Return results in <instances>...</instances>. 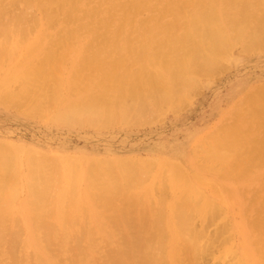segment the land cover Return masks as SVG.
Returning <instances> with one entry per match:
<instances>
[{"label": "rangeland", "instance_id": "obj_1", "mask_svg": "<svg viewBox=\"0 0 264 264\" xmlns=\"http://www.w3.org/2000/svg\"><path fill=\"white\" fill-rule=\"evenodd\" d=\"M193 1L0 0V26L6 28L3 30L5 37L1 35L3 27L0 30V51L4 49L0 54L3 55L0 56V181L8 185L5 204L2 203L4 207H0V264H131L139 249L141 254L142 249L144 252V248H140L145 236L142 230L153 233L157 227L166 232L157 231L156 234L162 238L159 246H164L158 249L163 258L161 261L165 259L167 264H179L173 249L180 251L186 244L183 240L195 237L193 235L198 237L197 232L202 230L206 231L201 232L204 239H207L206 234L215 235V238L211 237L216 243L215 249L220 245L222 249L212 250L213 257L209 255L211 259L208 258L207 264H225L226 259V264H250L246 251L249 248L241 246L247 235L251 234L250 239L264 241V37L256 41L254 34L261 27L264 29V8H259L260 0H218L206 6H202L201 1ZM207 6L213 11L212 28L222 33L228 45L224 46L225 51L217 45L211 70L197 65L201 77L197 73L178 90L173 76L164 71L162 65L166 57L174 60L177 53L189 52L192 43L201 41L195 37L197 27L192 23V17L196 9L204 10L202 7ZM245 20L247 26L239 34L238 25ZM20 23L24 29L18 32L22 27ZM15 24H18L17 31ZM249 44L254 46L249 47ZM221 47L223 51H220ZM4 55L8 56L6 60ZM34 69L36 72L32 74ZM49 74L53 78L44 81V76ZM156 74H161L171 91L173 98L167 100L169 103L155 104L158 94L150 89V93L136 92L139 85L148 83ZM46 83L49 89L42 92L39 104L28 114L24 110L27 93H37ZM57 88L60 92L56 97L59 98L54 95ZM140 103H144L145 108L142 114L135 115L134 108ZM149 107L156 111L152 116L149 114L153 110L148 111ZM112 119L116 122L108 123ZM100 120L102 124L98 122ZM163 146L181 150V154L190 158V168L183 164L150 163L154 158L148 156L147 151ZM223 157L228 159L222 160ZM131 161L134 170L127 164ZM136 166H140V172L135 171ZM142 168L145 171L142 172ZM8 175L13 176L10 183ZM12 181L14 185L20 183L17 188L10 189L13 194L9 190ZM129 183L134 187L138 184L140 190L135 191ZM54 186L60 188H57L59 192ZM34 188L43 193L42 200L35 196L31 201ZM83 192L90 194L89 200L81 197ZM131 192L133 196H129ZM51 197L54 203H50ZM186 198L193 203L189 200L188 203ZM183 199L188 206H201V210L196 208L192 212H187V208L183 212V209L182 213L189 215L187 228L180 224L182 232H187L184 237L177 236L181 229L177 228L180 217L177 211L180 209L176 208L185 202ZM70 201L73 205H68ZM125 202L129 216L124 213L127 207L122 208ZM136 203H140L138 214L133 210ZM67 205L73 209L69 211ZM45 208L49 210L47 213ZM121 208L124 211H120ZM130 211H135L138 216L134 217L135 213ZM142 211L143 216L147 215L145 221L149 227L142 221ZM199 211L203 212L200 213L202 217ZM81 212H85L84 215ZM150 215L153 216L149 221ZM65 218L70 220L69 229ZM200 218L205 221L201 222ZM44 222L51 224L50 229L55 223L58 230L54 225L50 230L53 232L47 231L54 237L45 231L48 226L41 228ZM200 222L208 225L202 224V228ZM78 225L81 227H76ZM204 226L208 228L205 230ZM138 234L142 240L138 239ZM152 236L149 234L148 238L155 242ZM252 243L250 250L255 254V243ZM149 244L148 250H151L154 244L151 241ZM163 253L166 254L161 255ZM128 254L132 261L126 259Z\"/></svg>", "mask_w": 264, "mask_h": 264}, {"label": "bare ground", "instance_id": "obj_2", "mask_svg": "<svg viewBox=\"0 0 264 264\" xmlns=\"http://www.w3.org/2000/svg\"><path fill=\"white\" fill-rule=\"evenodd\" d=\"M198 1H201V4H202V6H206L209 2H214V3H216L218 0H198ZM260 3L258 4V6H259V8L260 9H263L264 8V0H260L259 1ZM192 3H197V0H194ZM204 10H199V9H196L195 10V12H194V15H193V17H192V23L194 24V26H196L197 27V30L195 31V37H199L200 39H201V41L200 42H194V43H192L191 44V46H190V48H191V51H189V52H186V53H183V52H179V54L177 53V57L173 60L171 57H169V58H167L166 57V60H165V63H164V65H162V67H163V70L165 71V70H167L168 72H170V74L173 76V83H174V85H175V88L176 89H181L182 87H184L189 81H190V79H191V77L192 76H195L197 73H198V75L201 73V71H197L196 70V67H197V65H202L203 66V69L204 68H206V69H208V71L209 70H211V66L213 65V57L215 56V54H216V52H214V48H216L217 47V45H220V46H222L223 48H224V46L225 45H228L227 43L228 42H225V39H224V37L222 36V33L220 32V31H218L217 29H213L212 27H213V25H214V20H213V11L212 10H210L211 9V7H209V6H207V8H205V7H202ZM252 9V8H251ZM235 11V10H234ZM238 11V10H237ZM208 14H212V16H210V15H208ZM53 19V18H52ZM18 25V24H17ZM17 25L15 24V26H16V31H17ZM20 25L22 26V24L20 23ZM19 25V26H20ZM205 25V27H204V29L203 30H199L198 29V27L199 26H204ZM263 25H264V23H263ZM4 26H6V25H4ZM9 26V25H8ZM11 26V25H10ZM10 26H9V28H10ZM231 26V25H230ZM246 26H247V22H246V20L245 21H243L242 23H240L239 25H238V28H237V30H238V32H240L239 34H241V32H243L244 30H245V28H246ZM1 28H0V30L2 29V27H3V25H1L0 26ZM21 28H23V26L22 27H20V29H19V31L18 32H20V30H21ZM24 29V28H23ZM3 30H6V28L5 27H3V29H2V34L1 35H5L6 33H4L5 31H3ZM13 30H14V28H13ZM7 31H9V29L7 28ZM15 31V32H16ZM22 31V30H21ZM28 31V30H27ZM26 31V32H27ZM0 32V33H1ZM12 32V31H11ZM24 32V31H23ZM25 32V33H26ZM17 33V32H16ZM254 33V32H253ZM22 33H20V35H21ZM255 40L256 39H259V41H260V39H262V37H264V29H262V27H261V29H258V30H256L255 31ZM3 35V37H5ZM8 35V34H7ZM19 35V34H18ZM9 36H10V34H9ZM240 36V35H239ZM239 36H238V38H239ZM241 37H242V35H241ZM1 38V37H0ZM233 38V37H232ZM9 39V38H8ZM240 40H241V38H239ZM249 40V39H248ZM173 41V40H172ZM238 41V40H237ZM253 41H254V38H253ZM252 41V42H253ZM257 41V40H256ZM264 41V40H263ZM174 42V41H173ZM251 42V41H250ZM256 44H258V46L260 45V43H256ZM6 45H8L7 43H6ZM238 45V44H237ZM246 46H247V44H246ZM249 47H251V46H254L253 44L250 46V44L248 45ZM221 47V50L220 51H223V48ZM81 48V47H80ZM257 48V47H256ZM255 48V49H256ZM3 49V48H2ZM228 49H229V47H228ZM258 49V48H257ZM4 50V49H3ZM2 50V51H3ZM226 50V48H224V51ZM253 50V49H252ZM2 51H0V54H3L2 53ZM12 51V50H11ZM219 51V52H220ZM262 51H264V49L262 50ZM261 51V52H262ZM231 52V51H230ZM244 52V51H243ZM242 52V53H243ZM248 52V51H247ZM246 52V53H247ZM255 52V51H254ZM254 52H253V54H254ZM6 53H8V52H6ZM16 53V52H15ZM221 53V52H220ZM220 53H218L217 52V54H219L220 55ZM250 53V52H249ZM257 53V52H256ZM256 53H255V55H256ZM18 54V53H17ZM219 55L217 56V57H219ZM1 57L3 56V55H0ZM7 55H4V57H5V60H6V58L8 57H6ZM66 56V55H65ZM224 56H225V54H224ZM248 56V55H247ZM0 57V58H1ZM3 57V58H4ZM17 57V56H16ZM79 57V56H78ZM66 58V57H65ZM10 60H11V58H10ZM68 60V59H67ZM214 60H215V57H214ZM62 61V60H61ZM66 61V60H65ZM223 61H224V59H223ZM0 62H1V59H0ZM6 62V61H5ZM12 62V61H11ZM74 63V62H73ZM1 64V63H0ZM9 64V63H8ZM11 65V64H10ZM5 67H7V66H5ZM59 67V66H58ZM59 68H61V65H60V67ZM210 68V69H209ZM5 69V68H4ZM216 70H217V68H215ZM17 71V70H16ZM33 72H32V74H34L35 72H36V70L34 69V70H32ZM60 71H63V70H61L60 69ZM218 71V70H217ZM56 72L58 73L59 72V70L57 71L56 70ZM202 72H204V71H202ZM53 73V72H52ZM51 73V74H52ZM62 73V72H61ZM204 73H208V72H204ZM16 74V73H15ZM51 74H49L50 76H48V75H46V76H44V78H43V80L45 81V79H49V77H51V79L53 78V76H51ZM54 74H56V73H54ZM57 75V74H56ZM56 75H55V77H56ZM201 75V74H200ZM199 75V76H200ZM203 76V75H202ZM201 77V76H200ZM204 77V76H203ZM207 78H208V75L206 76ZM214 78V77H213ZM37 79H41L40 77H37ZM25 80L26 81H31L30 80V78L28 79V78H25ZM55 80H56V78H55ZM25 82V81H24ZM53 82V81H52ZM59 82V81H58ZM58 82H56V83H58ZM67 82V81H66ZM86 82V81H85ZM50 83V82H49ZM119 83V82H118ZM62 84V83H61ZM199 84V83H198ZM52 85V84H51ZM54 85H55V83H54ZM53 85V86H54ZM201 86V85H200ZM49 85L46 83L44 86H43V88H40L39 89V91L37 92V93H35L34 92V94H28L27 93V96L28 97H26V98H28V100H27V104H26V106L24 107V110H26V111H28V114L30 113L29 111H32L33 109H35V107H36V105L37 104H39L38 102H39V100H40V98L42 97V92L44 91V90H48L49 89ZM67 87V86H66ZM6 88V87H5ZM61 89V88H60ZM148 89H150L152 92H155L156 94H158V97L156 98V102H155V104H161V103H163V104H165L164 102L166 101V102H168L169 103V101H167V100H171V98H173V97H170V95H171V91L169 90V88L167 87V85H166V83L164 82V80H163V78H162V76H161V74H156L150 81H148V83H145V84H141V85H139V87H137L136 88V92L138 91V92H149L150 93V91H148ZM57 90H58V88H57ZM57 90H56V92L54 93V95L56 94V93H59L60 92V90H58V92H57ZM263 90V89H262ZM17 91H19L18 89H17ZM54 91V90H53ZM261 91V90H260ZM16 92V91H15ZM181 92V91H180ZM191 92V91H190ZM182 93V92H181ZM264 93V92H263ZM50 94V93H49ZM116 94V93H115ZM185 94H186V92H185ZM26 95V94H25ZM58 94H56L55 95V98H59V97H56ZM180 95V94H179ZM184 95V94H183ZM191 95V94H190ZM260 95H261V93H260ZM180 96H182V95H180ZM54 97V96H53ZM52 97V98H53ZM161 99H160V98ZM184 97V96H183ZM182 97V99H184ZM188 97H189V93H188ZM46 98V97H45ZM47 98H49V97H47ZM50 98H51V96H50ZM54 98V99H55ZM69 98V97H68ZM177 98V97H176ZM186 98V97H185ZM18 99V98H17ZM142 99V97L140 98V99H138L139 101ZM248 99V98H247ZM179 100V99H178ZM186 100V99H185ZM189 100V99H188ZM51 101H52V99H51ZM54 102H57V100L55 101V100H53ZM58 101H59V99H58ZM177 101V100H176ZM259 101V100H258ZM18 102V101H17ZM53 102V103H54ZM144 102H146L145 101V99H144ZM178 102V101H177ZM177 102H175V103H177ZM181 102V101H180ZM19 103V102H18ZM147 103V102H146ZM182 103H184L183 101H182ZM181 103V104H182ZM258 103V102H257ZM49 103L47 102V104L46 105H48ZM163 104H161V105H163ZM53 105V104H52ZM57 105V104H56ZM147 105H148V103H147ZM176 105V104H175ZM150 106V105H149ZM180 106V105H179ZM178 106V107H179ZM136 107V109L134 108V111H133V113H135V115H140V114H142V112H143V110H144V108H145V105H144V103H140V105H136L135 106ZM182 107H183V105H182ZM262 107V106H261ZM59 108H60V105H59ZM148 108V107H147ZM151 108H153V107H151ZM150 107H149V109H147L148 111L151 109ZM162 108V107H161ZM168 108V107H167ZM50 110H52V109H50ZM151 110H153V109H151ZM161 110H164V109H161ZM174 110V109H173ZM56 111V110H55ZM155 110H153V111H151V114H149V115H151L152 116V113L154 112ZM166 111V110H165ZM165 111H163V112H165ZM259 111H261V110H259ZM34 112V111H33ZM32 112V113H33ZM54 112V111H53ZM156 112V111H155ZM163 112H161V113H163ZM170 112V111H169ZM262 112V111H261ZM50 112H48V114H49ZM149 113V112H148ZM175 113V112H174ZM52 113H50V115H51ZM54 114V113H53ZM97 114V113H96ZM146 114V113H145ZM82 115V114H81ZM97 115H101V114H97ZM244 115H246V114H244ZM248 115V114H247ZM49 116V115H48ZM47 116V117H48ZM92 116V115H91ZM104 116V115H103ZM102 116V117H103ZM122 116L123 117H125L126 115L124 114V113H122ZM131 116V115H130ZM151 116H150V119H151ZM90 117V116H89ZM132 117V116H131ZM101 118V117H100ZM104 118V117H103ZM111 118V117H110ZM149 118V117H148ZM46 119V118H45ZM88 119V118H87ZM102 119V118H101ZM152 119H154L153 117H152ZM151 119V120H152ZM49 120V119H48ZM71 120H76V119H71ZM149 120V119H148ZM50 121V120H49ZM90 121H91V119H90ZM95 121H96V119H95ZM112 121H115L116 122V120H110L108 123H111ZM229 121H230V119H229ZM237 121H239V120H237ZM94 122V121H93ZM98 122H101V124H102V120H100V121H98ZM73 123V122H72ZM153 123V122H152ZM238 123V122H237ZM74 124V123H73ZM95 124H100V123H95ZM94 124V125H95ZM143 124V123H142ZM151 124V123H150ZM99 126H101V125H99ZM129 126V125H128ZM95 127V126H94ZM116 127V126H115ZM98 129V128H97ZM102 130V129H101ZM11 146V145H10ZM236 151V150H235ZM244 151V150H243ZM13 153V152H12ZM14 154V153H13ZM204 154V153H203ZM243 154V153H242ZM147 155L148 156H151V157H153L154 158V160L152 159L151 160V162L150 163H154V164H160V165H166V164H170L171 166L172 165H181V164H183V165H185V167H187V168H190V158H188L187 156H184V154H181V150H176V149H174V150H172V149H169V148H167V146H163V147H154V148H151V149H149L148 151H147ZM215 155V154H214ZM224 157H225V155L224 154H222ZM235 155V154H234ZM237 155V154H236ZM241 155V154H240ZM226 156H228V154L226 155ZM150 157V158H151ZM156 157V158H155ZM223 157V158H224ZM222 158V160H225L226 158L228 159V157H226V158H224L223 159ZM233 158V157H232ZM62 159V158H61ZM75 159V158H74ZM246 159V158H245ZM248 159V158H247ZM18 160V159H17ZM38 160V159H37ZM53 160H55V159H53ZM76 161H77V159H75ZM74 160V161H75ZM122 161L123 160H125V159H121ZM221 160V159H220ZM58 161V160H57ZM75 161V162H76ZM126 161V160H125ZM128 161V160H127ZM148 161V160H147ZM153 161V162H152ZM259 161V160H258ZM74 162V163H75ZM116 162H118V161H116ZM142 162H144V160L143 161H141L140 163H142ZM225 162V161H224ZM227 162V164H228V161H226ZM26 163H28V162H26ZM37 163H38V161H37ZM87 163V162H86ZM119 163V162H118ZM242 163V162H241ZM247 163V162H246ZM123 163H119V165H122ZM127 164H129L131 167L134 165V162L133 161H131V162H127ZM223 164H225L226 165V163H223ZM60 165V164H59ZM102 165V164H101ZM114 165H116V163L114 164ZM221 165V164H220ZM243 165H245V164H243ZM52 166H53V164H52ZM135 166V165H134ZM156 166V165H155ZM170 166V167H171ZM140 167V166H139ZM139 167H135V171H136V169L138 170L139 169ZM173 167H175V166H173ZM242 167V166H241ZM240 167V168H241ZM7 168V167H6ZM157 168V167H156ZM159 168V167H158ZM177 168V167H176ZM239 168V169H240ZM17 169H18V167H17ZM74 169H75V166H74ZM86 169H87V167H86ZM115 169V168H114ZM132 169H133V167H132ZM146 169V168H145ZM196 169H197V167H196ZM237 169H238V167H237ZM237 169H236V171H237ZM56 170V169H55ZM117 170H118V168H117ZM117 170H116V172H117ZM134 170V169H133ZM143 168H142V172H143ZM155 170V169H154ZM175 170V169H174ZM177 170V169H176ZM212 170V169H211ZM43 171V170H42ZM52 171H54V169H52ZM58 170H56L55 172H57ZM139 171V170H138ZM145 171V170H144ZM192 171V170H191ZM190 171V172H191ZM235 171V172H236ZM61 172H62V170H61ZM60 172V173H61ZM140 172V171H139ZM181 172H183V170L181 171ZM219 172V171H218ZM235 172H233V173H235ZM238 172V171H237ZM11 173H13V172H11ZM41 173V172H40ZM58 173H59V171H58ZM96 173H97V171H96ZM175 173H177V172H175ZM185 173V172H184ZM184 173H182L183 175H185ZM193 173V172H192ZM239 173V172H238ZM105 174V173H104ZM187 174V173H186ZM190 174V173H189ZM204 174H206V173H204ZM230 174H232V173H230ZM57 175H59V174H57ZM61 175H62V173H61ZM61 175L59 176L60 178L59 179H61ZM106 175V174H105ZM118 175V174H117ZM138 175H140V173H138ZM148 175V174H147ZM183 175H181V176H183ZM199 175H201V174H199ZM8 176H10L11 178H9L8 180H9V183H10V181L13 179V176H11V175H8ZM16 176V177H15ZM19 176V175H18ZM119 176V175H118ZM212 176V175H211ZM14 177H15V179L17 180L18 179V177H17V174H15L14 175ZM84 177V176H83ZM150 177H152V176H150ZM203 177H205V176H203ZM213 177V176H212ZM1 178V177H0ZM137 178H138V176H137ZM140 178V177H139ZM144 178V177H143ZM169 177H167V179H168ZM189 178V177H188ZM217 178V177H216ZM2 179H5V178H2ZM15 179H14V181H15ZM58 179V177H57V179L56 180H59ZM72 179H74V178H72ZM96 179V178H95ZM205 180H206V178H204ZM214 179H215V177H214ZM19 180V179H18ZM17 180V181H18ZM55 180V179H54ZM66 180V179H65ZM76 180V179H75ZM133 180H135V179H133ZM133 180H132V182H133ZM138 180V179H137ZM136 180V181H137ZM142 180V179H141ZM141 180L139 179V181L141 182ZM187 180H190V179H187ZM46 181H47V179H46ZM121 181V180H120ZM222 181V180H221ZM13 182V181H12ZM19 182V181H18ZM39 182V181H38ZM59 183H60V181H58ZM122 182V181H121ZM143 182V181H142ZM167 182V181H166ZM223 182V181H222ZM16 183V182H15ZM57 183V182H56ZM61 183H63V182H61ZM60 183V184H61ZM98 183V182H97ZM108 183V182H107ZM134 183V182H133ZM133 183H129V185H131L130 187L131 188H134V190H135V188H136V190L135 191H137L138 189L140 190V188H138L137 189V187L139 186L138 184H137V187H134V184ZM139 183V182H138ZM144 183V182H143ZM169 183H170V181H169ZM60 184H59V186H60ZM76 184V183H75ZM118 184H121V183H118ZM222 184V183H221ZM12 185L13 186H11V188H9V190L10 189H13V188H17V186L18 185H20V183L17 185V183H16V185H14V182L12 183ZM57 185V184H56ZM72 185H74V184H72ZM109 185V184H108ZM114 185V184H113ZM183 185V184H182ZM6 186H8V185H5V183L3 182V181H0V207L2 208V205L3 204H5V202H4V196H5V194H8V192L6 191ZM135 186H136V183H135ZM142 186V185H141ZM55 187V186H54ZM70 187V186H69ZM76 187H77V185H76ZM76 187H74V188H76ZM128 187V186H127ZM190 187V186H189ZM35 188H37V187H35ZM34 188V190H32L31 191V194H32V197L30 198L31 199V201L35 198V196L39 199V200H42V198H43V193L40 191V190H38V189H35ZM56 189V191H58L59 192V190H57V188L58 187H55ZM71 188H73V187H71ZM121 188V187H120ZM142 188V187H141ZM49 189V188H48ZM58 189H60V188H58ZM193 189L195 190V188L193 187ZM8 190V189H7ZM15 190V189H14ZM54 190V194H55V191ZM67 190V189H66ZM76 190V189H75ZM126 190V189H125ZM138 190V191H139ZM173 190H174V188H173ZM5 191L7 192V193H5ZM11 192H12V190H10ZM73 191V190H72ZM112 191V190H111ZM118 191V190H117ZM123 190L121 189V193L122 194H124L123 192H122ZM127 192H126V194L127 193H129L128 192V190H126ZM131 191V190H130ZM137 191V192H138ZM27 192V191H26ZM75 192V191H74ZM125 192V191H124ZM193 192V191H192ZM19 192H17V194H18ZM45 193V192H44ZM61 193V192H60ZM76 193V192H75ZM10 194V193H9ZM12 194H13V192H12ZM16 194V195H17ZM57 194V193H56ZM79 194V193H78ZM122 194L120 195V196H122ZM68 195H71V191H70V194H69V191H68ZM73 195V194H72ZM113 195V194H112ZM115 195V194H114ZM113 195V196H114ZM117 195H119V194H117ZM128 195V194H127ZM134 194H132V192H131V194L129 195V196H133ZM196 195V194H195ZM194 195V196H195ZM7 196H9V195H7ZM126 195H123L122 197H125ZM201 196V195H200ZM12 197V196H11ZM11 197L9 198V199H11ZM14 197V196H13ZM53 197H55V196H53ZM53 197H51V199L53 198ZM70 197V196H69ZM73 197H75V196H73ZM72 196H71V198H73ZM78 197V196H77ZM82 198H86L87 200H89L90 199V194L88 193V192H83V194H82V196H81ZM135 197V196H134ZM150 197V196H149ZM186 197V196H185ZM19 198V197H18ZM67 198H68V196H67ZM89 198V199H88ZM105 198V197H104ZM107 198V197H106ZM129 198V197H128ZM131 199L133 198V197H130ZM188 198V197H187ZM186 198V199H187ZM194 198H196V197H194ZM208 198V197H207ZM239 198V197H238ZM9 199H8V201H9ZM16 199H17V197H16ZM55 199V198H54ZM102 199V198H101ZM120 199H122V198H120ZM120 199L118 200V201H120ZM240 199V198H239ZM69 200V199H68ZM67 200V201H68ZM80 200H81V198H80ZM125 200V199H124ZM129 200V199H128ZM149 200H150V198H149ZM189 199H187V201H188ZM196 200V199H195ZM200 200H202V199H200ZM14 201V200H13ZM53 201V203H54V200L52 199L51 201H50V203ZM71 201H73V199H71ZM68 202V205L71 203V205H73L72 204V202ZM122 201V203H123V199L121 200ZM143 201V200H142ZM142 201L140 202L141 204H143L142 203ZM182 201H185V199H183ZM181 201V202H182ZM187 201H185L186 202V204L184 205V203L181 205H179L178 207H177V205H176V208L177 209H180L179 211H177L179 214H180V217L178 218V226L179 227H177V226H175V227H177L178 229H181L180 227H182L181 225H183V227H184V225H185V227L187 226V219L189 218V215H187V212H188V210L189 211H191L192 212V210L194 211V210H197L198 208L201 210V206L200 207H192V204H189V206L187 205ZM189 201H192L191 203H193V200H189ZM189 201H188V203H189ZM199 201V200H198ZM209 201V200H208ZM15 202V201H14ZM16 202H17V200H16ZM83 202V201H82ZM132 202V201H131ZM3 203V204H2ZM52 203V204H53ZM77 203V202H76ZM119 203V202H118ZM117 203V204H118ZM128 203H129V201H128ZM140 203H136V205L134 206L133 205V207H134V209H133V207H132V209L133 210H135L136 211V213L138 212L137 211V207H140V206H137L138 204L140 205ZM198 203V202H197ZM225 203V202H224ZM7 204H9V203H6V205ZM13 203H11L10 205H12ZM15 204V203H14ZM29 204H30V201H29ZM51 204V205H52ZM84 204V203H83ZM82 203H81V205H83ZM124 204V203H123ZM145 204V203H144ZM208 204H209V202H208ZM226 204V203H225ZM5 205V208L7 207ZM67 205V208L69 207ZM113 205H115L116 206V203L114 204L113 203ZM119 205V204H118ZM120 205H122V204H120ZM211 205V204H210ZM28 206V205H27ZM144 205H142V207H143ZM153 206V205H152ZM155 206V205H154ZM153 206V207H154ZM159 206V205H158ZM158 206H157V208H158ZM181 206V207H180ZM3 207H4V205H3ZM9 207V206H8ZM48 207H50V205L48 206ZM52 207V206H51ZM50 207V208H51ZM76 207V206H75ZM84 207V206H83ZM82 207V208H83ZM117 207V206H116ZM119 207H121V206H119ZM118 207V208H119ZM125 207H127V210L126 211H124V210H122V208H124V209H126ZM147 207V206H146ZM150 207V206H149ZM151 208L150 207V209H153V212H155L156 210H154V208ZM180 207V208H179ZM209 208H210V206H208ZM0 208V209H1ZM4 208V209H5ZM49 208V209H50ZM53 208V207H52ZM121 208V210L120 211H124V213H126L127 214V211H129L128 209V206H126V202H125V205H124V207H122ZM186 208H187V212H186V215L188 216V218H187V216H185L183 213H182V211H183V209H184V211L183 212H185L186 211ZM197 208V209H196ZM204 208V207H203ZM202 208V209H203ZM206 208H207V205H206ZM3 209V210H4ZM46 209V208H45ZM69 209V211L70 210H72L71 208H68ZM84 209V208H83ZM148 209V208H147ZM146 209V210H147ZM176 209V210H177ZM2 210V209H1ZM47 210L48 209H46V213H47ZM55 210V209H54ZM54 210L52 211V212H54ZM158 210V209H157ZM160 210V209H159ZM207 210H208V208H207ZM206 210V211H207ZM42 210L40 209V211L39 212H41ZM49 211V210H48ZM69 211H67V212H69ZM74 211H75V208H74ZM84 211V210H83ZM87 212H88V210H86ZM85 211V212H86ZM116 211H117V209H116ZM119 211V212H120ZM135 211H134V213H135ZM141 211V210H140ZM145 211V210H144ZM144 211H142V212H140V213H142V217L144 218H142V221L144 220V224H146V226L147 227H149V225H147V223H146V219L145 218H147L146 216H143V212ZM148 211V210H147ZM147 211H145L144 213L146 214V212ZM161 211H162V209H161ZM203 211V210H202ZM76 212V211H75ZM85 212H81L82 213V215H84L83 213H85ZM87 212H86V214H87ZM111 212V211H110ZM118 212V211H117ZM150 212H152L151 210H150ZM149 212V213H150ZM168 212V211H167ZM210 212V211H209ZM208 212V213H209ZM213 212H215L214 210H213ZM212 212V213H213ZM70 213V212H69ZM68 213V215L69 216H72V214L70 215ZM72 213V212H71ZM130 213H132V211H130ZM134 213H132V214H134ZM134 214V215H132V216H134V217H136V215L139 213H137V214ZM157 214H158V212H156ZM190 213V212H189ZM200 213H203V212H200L199 211V215H200ZM207 213V212H206ZM15 214V213H14ZM14 214H13V216H14ZM52 214V213H51ZM50 214V215H51ZM54 214V213H53ZM52 214V215H53ZM147 214H148V212H147ZM167 214V213H166ZM174 215L176 214L177 215V213H173ZM192 214H194V213H192ZM214 215H215V213H213ZM12 215V214H11ZM47 215V214H46ZM49 215V214H48ZM52 215H51V217H52ZM67 215V216H68ZM74 215V214H73ZM82 215H81V217H82ZM161 215H162V212H161ZM175 215V216H176ZM214 215H212V216H214ZM77 216V215H76ZM86 216H88V215H86ZM127 216H129V214H127ZM126 216V217H127ZM138 216V215H137ZM151 216V215H150ZM153 216V215H152ZM152 216L151 217H149L148 216V220L150 221V219L152 218ZM156 215L154 214V216H153V218L155 217ZM159 216V215H158ZM201 216V215H200ZM206 216V215H205ZM208 216V215H207ZM236 216V215H235ZM16 217H18L17 216V214H16ZM27 217V216H26ZM51 217L49 218L50 220H51ZM84 217V216H83ZM165 217V216H164ZM202 217V216H201ZM232 217V216H231ZM237 217V216H236ZM44 218V217H43ZM46 218V217H45ZM48 218V217H47ZM46 218V219H47ZM55 218V217H54ZM67 218H72V217H67ZM67 218H65V219H67ZM77 218V217H76ZM79 218V217H78ZM128 218H131V217H128ZM150 218V219H149ZM204 218V217H203ZM202 218V219H203ZM29 219V218H28ZM80 219V218H79ZM83 219H85V218H83ZM86 219H87V217H86ZM85 219V220H86ZM113 219H117V218H113ZM118 219H119V216H118ZM195 219V218H194ZM196 219H197V217H196ZM201 218H200V220H201V222H204L205 220H202ZM206 219V218H205ZM12 220H13V218H12ZM20 220V219H19ZM55 220V219H54ZM68 220V222L66 223L67 225H68V229H69V224L71 225V223H69V219H67ZM77 220V219H76ZM84 220V221H85ZM88 220V219H87ZM136 220H138V219H136ZM152 220V219H151ZM14 222H16L15 220H13ZM57 221V220H56ZM79 221V220H78ZM84 221H83V223H84ZM90 221V220H89ZM133 221H135V218H134V220ZM195 221V220H194ZM194 221H193V223H194ZM12 222V221H11ZM14 222H12V223H14ZM66 222V221H65ZM72 222H74V221H72ZM75 222H77V221H75ZM86 222V221H85ZM88 222V221H87ZM115 222V221H114ZM113 222V224L115 225V223ZM117 223L116 224H118V221H116ZM123 222V221H122ZM121 222V223H122ZM148 222V221H147ZM164 222H165V220H164ZM176 222V223H177ZM197 222V221H196ZM200 222V223H201ZM17 223V222H16ZM15 223V224H16ZM45 223L46 222H44V224H42V227L41 228H43L44 229V227H43V225L45 226V228L47 227V228H49V230L46 228L45 229V231L47 232V231H50L51 229H54V225H55V223H54V225H53V227L51 226V229H50V223H47V225H45ZM80 223V222H79ZM120 222H119V224H121ZM140 223H141V219H140ZM140 223H138V226H139V224ZM156 223V222H155ZM241 223V222H240ZM65 224V225H66ZM82 224V223H81ZM133 224H137V223H133ZM142 224V223H141ZM181 224V225H180ZM199 223H197V225H198ZM202 224H205V223H201V226H202V228H203V225ZM241 224H243V223H241ZM30 225V224H29ZM60 225V224H59ZM72 225H74V224H72ZM176 225V224H175ZM205 225H208L207 223L205 224ZM61 226V225H60ZM133 226V225H132ZM137 226V225H136ZM155 226V225H154ZM157 226H159V225H157ZM189 226H192V225H189ZM9 227H12V226H9ZM13 227H14V224H13ZM55 227H56V225H55ZM76 227H79V225L78 226H76ZM81 227V226H80ZM79 227V228H80ZM141 227H143V224L141 225ZM184 227V228H185ZM196 227V226H195ZM197 227H199V225L197 226ZM196 227V228H197ZM204 227H206L205 228V230L208 228L207 226H204ZM215 227H216V225H215ZM160 228V230H161V227H159ZM158 227L157 228H155V229H157V231H159V232H161V233H163L162 231L164 230V233H166L165 232V229H163L162 231H160V230H158L159 229ZM187 228V227H186ZM185 228V229H186ZM192 228V227H191ZM194 228V227H193ZM201 228V229H202ZM238 228V227H237ZM10 229V228H9ZM12 229V228H11ZM56 229H57V227H56ZM70 229H71V226H70ZM85 229V228H84ZM83 229V230H84ZM141 229H143V228H141ZM141 229H139V231L141 230ZM150 229V228H149ZM153 229V228H152ZM183 229V228H182ZM181 229V232L183 231ZM188 229H190V228H188ZM217 229H218V227H217ZM239 229V228H238ZM58 230V229H57ZM93 230V229H92ZM197 230L198 229H195V232H197ZM86 231H87V229H86ZM94 231V230H93ZM143 232H145V233H143V234H145V236H144V238H143V244L141 245V247H140V245L137 243V245H138V247H140V248H144V252H143V249H142V254L140 253V251H141V249H139L140 251L138 252V250H137V246L135 245V248H136V253L138 252L139 254H137L136 256L135 255H133V256H135V260H134V258H133V261H134V263H131V264H163L162 262H164L165 261V259H164V261H161L162 259H161V257H160V246H162V244L159 246V244H160V238H159V235H157L156 233H158L156 230L153 232V233H151L150 231H148V230H142ZM187 231V230H186ZM190 231V230H189ZM202 231H204V230H202ZM202 231H200V232H197L198 233V235L199 236H202L201 234H204V233H201ZM215 231V230H214ZM247 232H248V230H246ZM250 231V230H249ZM9 232V231H8ZM50 232H53V231H50ZM59 232V231H58ZM61 232H63V230L61 231ZM68 232H69V230H68ZM82 232H84V231H82ZM141 232V231H140ZM180 231H179V233L177 234V236L179 235V234H181L180 236H182L183 235V237H184V233H186L187 234V232H185L184 231V233L182 234ZM204 232H206V231H204ZM210 232V231H209ZM217 232H218V230H217ZM216 232V233H217ZM222 231H220V233H221ZM10 233V232H9ZM31 233V232H30ZM49 235H50V237L51 236H53V233L52 234H50L49 232H47ZM60 233V232H59ZM92 233V232H91ZM154 233L158 236V238L159 239H156V236L154 235ZM191 233H192V231H191ZM245 232H243V234H244ZM61 234V233H60ZM63 234V233H62ZM61 234V235H62ZM86 234V233H85ZM142 234V235H143ZM148 234V235H147ZM149 234H150V236H152V237H154V241L156 242V240H157V243H155V242H153V238H151V240H150V238H148L149 237ZM152 234V235H151ZM193 234V233H192ZM196 234V233H195ZM206 234V233H205ZM31 235V234H30ZM83 235H84V233H83ZM139 236H138V239L140 238L141 240H142V236L140 235V234H138ZM163 234H161L160 236H162ZM210 235V234H209ZM208 234H206V237H207V239H206V241L204 242V241H202L203 239H204V236H202V238L201 237H199V239L201 238L202 240H199L198 239V237H197V235H193V236H195V237H191L190 239H188V240H183V241H185L186 242V244H185V246L184 247H180L181 249H180V251H178L179 249H177L176 250V248H174L173 250H174V252H177V262L179 263V264H207V260H209V259H211V257L209 256V255H212V250L213 251H215L216 249H215V246L214 245H216V243H215V241L214 240H212L211 239V237L213 236V235H211V236H209ZM218 235H220V234H218ZM218 235H216V237L218 236ZM251 235V234H250ZM250 235L248 234L247 236V238L245 239V238H243V240L245 239V241H244V244L243 245H241V244H239V245H241V246H244L245 248H246V245H247V249L249 248V251L248 250H246L247 251V254H248V257H249V263L250 264H264V249H263V247H264V241H261V240H259V238H253V239H250ZM55 236V235H54ZM53 236V237H54ZM82 236V235H81ZM86 236V235H85ZM91 236H92V234H91ZM187 236V235H186ZM215 236V235H214ZM213 236V237H214ZM220 236H222V235H220ZM220 236H218V237H220ZM33 237V236H32ZM48 236L46 235V238H47ZM58 237H60V236H58ZM189 237V236H188ZM224 237V236H223ZM62 238V237H61ZM180 238H182V237H180ZM215 238V237H214ZM50 239V238H49ZM82 239H83V236H82ZM148 239H149V241H148ZM162 239V238H161ZM164 239V238H163ZM204 239V240H205ZM223 239H225V238H223ZM222 239V240H223ZM227 239V238H226ZM62 240V239H61ZM84 240H86V238L84 239ZM217 240H220L219 238L217 239ZM216 240V241H217ZM228 240V239H227ZM226 240V241H227ZM32 241H33V239H32ZM80 241V240H79ZM82 242H83V240H81ZM137 241H139V240H137L136 239V242ZM150 241L155 245H153V247L151 248V250H148L151 246H149L150 244ZM158 241H159V243H158ZM166 243H167V241L166 240H164ZM241 241V240H240ZM78 242V241H77ZM86 242V241H85ZM84 242V243H85ZM163 242V241H162ZM185 242H182V244L183 243H185ZM252 242H254L255 243V254H253L252 253V251L250 250V248H251V245L250 244H253ZM35 243V242H34ZM33 243V244H34ZM145 243V244H144ZM166 243H164V244H166ZM215 243V244H214ZM218 243V242H217ZM140 244H141V242H140ZM163 244V245H164ZM227 245H229V244H227ZM166 246V245H165ZM181 246V245H180ZM183 246V245H182ZM225 246H226V244H225ZM155 247H157V249H155ZM162 247H164V246H162ZM220 247H221V245H220ZM220 247L219 248H217V250H219L220 249ZM223 247V246H222ZM134 248V249H135ZM154 249V250H153ZM159 249V250H158ZM215 249V250H214ZM252 249V248H251ZM146 250V251H145ZM165 250H166V248H165ZM216 250V251H217ZM222 249H220L219 251H221ZM224 251V250H223ZM243 251V250H242ZM86 252V251H85ZM131 253V252H130ZM162 253V252H161ZM217 253H219V252H217ZM166 253H163V254H161V255H165ZM216 254V253H215ZM220 254V253H219ZM218 254V255H219ZM221 254H223V252L221 253ZM129 255V254H128ZM126 256V259L127 260H131L132 261V257H131V254L129 255V256H127V255H125ZM127 257H129V259L127 258ZM131 257V258H130ZM163 257V256H162ZM166 256H164V258H165ZM210 257V258H209ZM212 257H213V255H212ZM209 258V259H208ZM213 259V258H212ZM221 260V259H220ZM219 260V261H220ZM227 260V259H226ZM226 260H225V264H226ZM210 261V260H209ZM218 261V262H219ZM228 261V260H227ZM123 262V261H122ZM84 263H86V262H84ZM120 263H121V261H120ZM124 264H126V263H124ZM165 264H167L166 263V261H165ZM177 264V263H176ZM214 264H216V263H214ZM221 264V263H220Z\"/></svg>", "mask_w": 264, "mask_h": 264}]
</instances>
